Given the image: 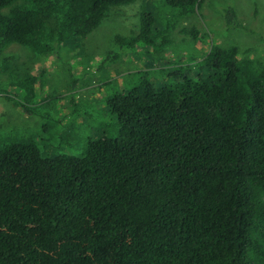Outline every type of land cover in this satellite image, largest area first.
I'll use <instances>...</instances> for the list:
<instances>
[{
    "label": "trees",
    "instance_id": "16d2710c",
    "mask_svg": "<svg viewBox=\"0 0 264 264\" xmlns=\"http://www.w3.org/2000/svg\"><path fill=\"white\" fill-rule=\"evenodd\" d=\"M135 1L0 0V54L52 52ZM161 1L178 17L202 4ZM154 25L144 11L114 43L158 55L175 26ZM13 61L0 59L12 80ZM156 64L107 99L117 137L87 139L77 157H44L31 135L0 129V264H264V65L220 44ZM157 73L173 83L154 85Z\"/></svg>",
    "mask_w": 264,
    "mask_h": 264
},
{
    "label": "rangeland",
    "instance_id": "374dc122",
    "mask_svg": "<svg viewBox=\"0 0 264 264\" xmlns=\"http://www.w3.org/2000/svg\"><path fill=\"white\" fill-rule=\"evenodd\" d=\"M229 10L232 26L226 22ZM144 11L154 17L156 30L167 23L175 26L169 33L172 43L158 55L155 50L140 46L131 50L114 43L116 36L138 33ZM185 28L195 29L202 40L179 34ZM211 44L236 47L242 55L264 65V0H202L187 17H178L177 11L161 0H136L113 10L86 38L55 45L52 52L36 54L9 45L0 59L14 58L9 74L17 69L18 77L12 80L0 73V129L16 127L31 135L44 157H77L85 140L101 135L117 137L116 118L106 107L113 93L129 91L140 72L161 68L156 63L167 68L180 60L186 65L200 60ZM148 79L154 85L173 83L161 73ZM22 105H34L35 109L26 112Z\"/></svg>",
    "mask_w": 264,
    "mask_h": 264
}]
</instances>
